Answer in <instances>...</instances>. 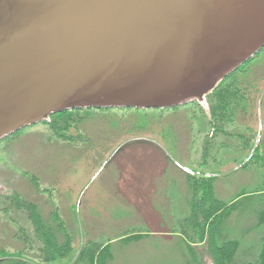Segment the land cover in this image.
Wrapping results in <instances>:
<instances>
[{"label":"rangeland","instance_id":"374dc122","mask_svg":"<svg viewBox=\"0 0 264 264\" xmlns=\"http://www.w3.org/2000/svg\"><path fill=\"white\" fill-rule=\"evenodd\" d=\"M248 69L253 73L252 81L262 78L256 80L260 84L258 96L252 97L247 113L239 114L236 124L227 127L236 133L242 126L243 133L251 137L242 166L256 147H262L264 156V49L250 61ZM193 103L163 112L118 108L70 113L75 121L69 123L67 140L55 138L44 122L26 127L0 141V197L18 194L36 203L46 219L54 209L68 224H73L75 217L76 227L87 233V239L142 232L138 234L145 236L142 240L114 251L111 264H185L189 256L180 233L183 229L175 222L178 208L189 199L184 195L185 174L216 179L215 195L223 201L253 191L252 182L260 181L253 177L257 169L254 162L245 169L227 162L226 150L229 146L234 151L239 145L237 136L215 138L223 147L226 165L219 167L221 176L212 175L213 167L207 164L215 165L214 160L204 162L201 158L210 131L206 124L210 120L208 105ZM143 121L147 122L144 128ZM81 127H85L90 142H86ZM262 173L258 170L257 176ZM4 209L7 211L0 200V264L8 258L46 264L27 213ZM232 216V221L239 219L236 212ZM261 230L264 234V227ZM82 236L77 233L74 238L73 253L85 242ZM192 237L194 255L201 264H210L206 238L199 243ZM76 254L71 261L59 264H71Z\"/></svg>","mask_w":264,"mask_h":264},{"label":"water","instance_id":"95a60500","mask_svg":"<svg viewBox=\"0 0 264 264\" xmlns=\"http://www.w3.org/2000/svg\"><path fill=\"white\" fill-rule=\"evenodd\" d=\"M264 49V0H0V141L72 110L173 109Z\"/></svg>","mask_w":264,"mask_h":264},{"label":"trees","instance_id":"16d2710c","mask_svg":"<svg viewBox=\"0 0 264 264\" xmlns=\"http://www.w3.org/2000/svg\"><path fill=\"white\" fill-rule=\"evenodd\" d=\"M250 61L228 76L206 98L210 117L209 122L206 124L210 125V131L208 142H205L202 147L201 158L204 162L209 159L214 160L215 165H210L211 162H208L207 165L209 168L213 167L210 169L211 173L213 172L212 175L221 176L220 174L223 172L219 167H224L226 162L222 161V145H218L214 140L219 135L226 138L230 137L227 139L237 136L239 145L236 144L234 151L233 148L228 146L226 151L227 156L230 158L224 159L227 162H235V164L241 165L243 169L250 162H254L257 169L254 171L253 177H258L260 181L255 182V184L252 182L255 187V189L253 187V191L240 193L229 201H223L215 195L214 183L216 179H199L187 173L185 174L187 189L184 195L189 199H185L182 205H179L175 220V222H179L180 228L183 229H180V233L184 236L183 244H185L186 254L189 256V258H186L185 264H201L192 249L191 244L195 241L192 236L200 240L199 243L206 238L208 252L212 260L210 264H264V234H260L261 229L264 227V156L261 155L262 147H256L247 164L242 166L244 156L248 153L247 149L251 148V137L243 133L242 126H238L236 133L227 129V127L236 124L239 114L245 115L247 113L249 105L252 107L251 100H254L252 97H255L256 94L258 96L260 87L258 81L262 78L252 81L253 73L248 69ZM193 104L198 106L197 103ZM91 111L93 110L89 109L84 112L90 113ZM151 111H156V109L136 112ZM159 111L163 112L164 110ZM74 112L78 114L81 110L65 111L51 116L49 122H44L55 135V138L67 140L66 133L67 128L70 127L69 123L75 121L74 114L70 113ZM69 114L71 116L67 119ZM146 124L147 122L143 121L142 128ZM81 128L79 130L82 131L86 142H90L85 127ZM240 144L241 149H238ZM258 170L263 171L260 176H257ZM0 200L1 204L7 207L8 212L21 211L27 213L33 228L34 239L41 246L40 249L46 264H59L64 260L69 262L76 253V258L71 264H111L115 250L123 248L131 241L142 240L145 237L144 235L138 236L142 232L126 233L125 231L117 236L115 235L114 238L97 241L87 239V233L76 227L75 217L73 224H68L65 219L62 218L63 221L59 219L58 212L54 209L46 219L36 203L26 201L18 194L10 197H0ZM245 201H248V204L244 203ZM4 211L6 210L4 209ZM235 212L238 214L239 219L232 221L231 217ZM248 217L250 219H247ZM239 222H244V226L239 225ZM81 232L84 234H81ZM77 233L83 235L81 239L85 242L73 253L72 245ZM3 264L37 263L8 258Z\"/></svg>","mask_w":264,"mask_h":264}]
</instances>
